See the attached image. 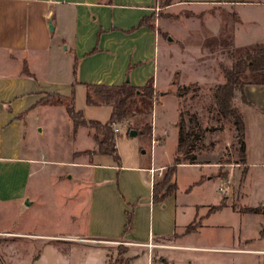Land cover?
Listing matches in <instances>:
<instances>
[{
  "label": "rangeland",
  "instance_id": "rangeland-1",
  "mask_svg": "<svg viewBox=\"0 0 264 264\" xmlns=\"http://www.w3.org/2000/svg\"><path fill=\"white\" fill-rule=\"evenodd\" d=\"M162 2L160 0L157 7L159 13L160 8L164 7ZM258 13L261 10L257 7L242 8L245 16L239 23L242 32L238 39L235 38V20L226 22L227 27L231 23L234 37L219 38L223 43L222 47L213 45L210 39L203 37L190 38L192 45L189 49L185 45V49L192 53L186 54L191 73L221 76V66H230L233 62L230 52L235 49L234 42H251L264 38V23L259 21L254 24L250 21V16ZM160 16L168 17V14L161 12ZM228 19L231 21L233 18ZM252 28L258 29L257 32H250ZM51 35L52 46L47 56L44 59L37 57L29 64L40 78L24 77V80H16L15 83L1 81L0 96L6 99L5 105L9 104L7 101L11 96L19 92L45 90L69 93L76 55L60 45L55 30L51 31ZM157 45L160 59L163 41H159ZM123 47L126 48L125 43ZM216 85L194 82L182 87L179 89V92H183L179 103L174 95L167 94L160 101L154 100L152 103L147 99L144 103L133 105L129 120L114 125L118 128L115 142L121 158V170L107 168L114 165L110 155L98 154L93 158L92 151L96 153L97 146L95 147L90 129L80 126L74 132L73 123L63 106L42 105L29 110L26 116V133L18 152L23 158L32 159L28 166L33 173L26 186L27 194L32 196L34 203L23 191V183L20 182L22 170H17L16 181L4 182V192L0 193V264H101L104 254L108 258L107 263L109 260L114 263L118 259H126L130 254L134 256L136 252L129 253L130 245L124 241L99 240L70 244L57 236L89 233L90 228L102 225L100 214H108L113 210L116 215L120 202H117L112 193L116 195L118 191L128 200L138 197L143 210L141 217L146 224L143 226L145 230L148 218L152 219L155 229L169 222L174 210L173 199L165 202V208L156 205L153 212H148L146 202L149 198V177L145 170L138 167H149L155 160L157 164H161L153 170V182L162 179L176 154L180 111L186 119L190 113L196 112L201 124L209 129L204 142H212L213 148L200 154V160L209 163L214 169L213 173L216 172L221 178L224 173L233 174L230 179L227 177V184L215 177L197 185L194 181L205 169L178 165L174 172L178 203L177 231L166 237L168 239H153L147 253L146 250L140 251L128 264H150L149 256L152 257V264H163L159 257L164 244L173 246L179 242L197 248L174 247L167 250L166 256L170 260L168 264H264V254L252 251L259 246L258 242L260 248H264V239L259 240L264 237V226L260 227L264 218L240 213L246 209L245 204L254 205L259 197L264 196V174L251 172L247 181L245 166L238 151L236 131L212 109V89ZM170 90L176 93L177 86ZM239 92L236 90L234 93ZM32 97L38 99L37 94H32ZM36 99H33L34 102ZM235 99L238 100L236 97ZM75 108L82 110L86 118L101 122L107 121L110 114L109 106H90L86 103V90L82 85L75 87ZM146 124H151L155 131L152 129L151 136L142 131ZM128 127L135 130L136 135H130ZM251 136L250 133V139ZM91 159L93 164L72 163L75 160L87 162ZM90 171L105 178L113 176L117 179L114 190L111 187L98 190L92 188ZM69 175L72 177L69 178ZM245 185L246 195L241 198ZM220 186L223 187L221 191ZM226 195L232 198L229 205L235 212L210 214L203 218L204 225L200 226L202 218L199 217L207 209L201 208L193 220L195 204H216L219 197ZM93 198L98 208V223L89 214ZM25 199L31 203L26 205ZM224 199L227 201V197ZM127 207L133 210L132 205Z\"/></svg>",
  "mask_w": 264,
  "mask_h": 264
},
{
  "label": "crops",
  "instance_id": "crops-1",
  "mask_svg": "<svg viewBox=\"0 0 264 264\" xmlns=\"http://www.w3.org/2000/svg\"><path fill=\"white\" fill-rule=\"evenodd\" d=\"M159 1L0 0V83L1 81L15 83L16 80H24V77L40 78L29 64L37 57L44 59L47 56V52L52 46V30L56 31L60 45H63L64 49H70L76 55L69 93L45 90L19 92L11 96L7 105L4 104L6 99L0 96V193L4 192V182H15L17 170H22L20 182L23 183V191L32 204L34 203L32 196L27 194L26 186L33 173L28 166L32 159H28V162L26 158L20 156L18 150L26 133L28 111L42 105H60L49 103L48 95L57 93L67 96L72 90L75 95V87L78 85L84 86L85 90H87V85H121L125 82L134 86H142L147 80L152 79L155 92L161 93L157 101L167 94H172L179 103L182 96L179 89L182 87H187L194 82L200 84L223 82L222 75L217 77L201 72L191 73L189 59L186 57L187 53L192 54L188 50L192 45L190 38L203 37L210 39L213 45L222 47L223 43L219 38L234 37L231 23L227 27L225 26L226 22L235 20V38L242 32L239 23L245 16L242 14V8L245 6L259 8L262 14L250 16V21L254 24L259 21L264 23V0H171L160 8V13H167L168 17H161L157 12ZM228 17L233 19L229 21ZM49 23H51L52 29H50ZM257 30L252 28L250 32L256 33ZM159 41H163L164 47L160 59L158 58L159 47L157 45ZM124 43L126 48L123 47ZM255 43L264 44V38L251 40V42L236 41L233 44L235 47H240ZM185 45L188 46L187 50ZM75 62L76 73H74ZM173 86H177L176 93L170 90ZM32 94H37L38 99H36L37 97L33 98ZM234 94L238 100L241 99L240 92ZM243 95L245 101L241 102V107L244 122L245 158L242 164L245 166L248 181L252 175L251 172L256 171L260 175L264 174V84L246 85ZM33 99H36V102ZM154 132L153 134H155ZM250 133L252 134L251 139ZM98 154L93 151V158ZM72 163L93 164L92 159L87 162L75 160ZM160 164L154 160V163L149 167H138V169L145 170L149 177V198L146 202L148 212H153L156 205L165 208V202H169L171 198L174 201L173 213L169 222L164 226L155 229L152 219L148 218L145 230L143 226L146 224L141 217L143 210L141 203H138V197L128 200L118 191L116 195L112 193L117 202H120L116 215L113 210L108 214H100L102 225L90 228L89 233H71L57 237L70 244L99 240L124 241L130 245L129 253L136 252L134 256L133 254L129 255V263L140 251L146 250L147 253V248L153 239H168L166 237L177 231L178 203L176 191L162 202H153L152 200L153 170ZM179 165L205 169L204 173L194 181V184L197 185H202L205 181L215 177L227 184L229 182L227 177L230 179L233 174L230 172L227 177L221 178L216 172L213 173L214 169L209 163L203 162L199 157L197 163ZM96 166L95 164L94 167ZM107 168L121 170L122 164L118 166L114 162V165H109ZM94 173V171L93 173L90 171L91 175L89 176L93 178V180L91 179L92 188L98 190V188L111 187V190H114L117 179L113 176L105 178ZM245 191L246 185L242 188L241 198L246 195ZM226 197L225 206L209 211L210 207L218 205ZM226 197H219L216 204H195L196 212L193 220L196 219L201 208L207 209L199 217L202 218L200 226L204 225L203 218L210 214L224 211L235 212L229 205L232 198L229 195ZM255 203L254 205L245 204L249 210L240 213L264 218V196L259 197ZM128 205H132V211L127 209ZM127 212L131 214L132 220L126 230ZM89 214L98 223L99 213L94 198ZM260 225L262 228L264 223ZM44 236L48 237L49 235ZM260 239H264V237H260ZM257 244L259 246L252 251L260 254L264 248H260V242ZM174 247L197 248L184 242L173 246L164 244V249L159 257L163 264L170 262L166 251ZM107 259L104 254L101 264H107Z\"/></svg>",
  "mask_w": 264,
  "mask_h": 264
},
{
  "label": "trees",
  "instance_id": "trees-1",
  "mask_svg": "<svg viewBox=\"0 0 264 264\" xmlns=\"http://www.w3.org/2000/svg\"><path fill=\"white\" fill-rule=\"evenodd\" d=\"M171 0H163L162 6ZM233 62L230 66H221L224 82L217 84L212 89V109L218 117L224 118L227 123L236 131L239 143V154L242 162L245 158L244 122L241 102L245 101L243 89L248 84H264V44L255 43L235 47L230 52ZM76 73V62L74 64ZM86 103L88 105H107L110 107L109 118L105 122L86 118L82 110L75 108L74 90L70 95L50 94L48 102L60 104L65 107L67 115L73 123V130L79 126L88 127L97 146L96 152L99 154L110 155L116 165L121 164V158L116 147L114 125L125 123L129 120L132 107L136 104L144 103L145 100L154 102L161 93L155 92L153 80L149 79L142 86H134L128 82L121 85H87ZM241 92V99L236 100L234 92ZM183 94V92H181ZM151 124H146L144 131L151 136ZM131 130V127H128ZM209 129L201 124V119L196 112H192L186 119L179 113L177 123V145L176 154L173 162L168 166L162 179L153 183L152 200L162 202L167 196L174 193L177 185L174 182V172L179 164L197 163L198 156L204 151L211 150L213 143L205 144L204 136ZM93 152V151H92ZM228 173L222 174L223 178ZM173 181V182H172ZM225 206V199L218 205L209 208V211ZM248 208L241 210L247 211ZM126 230L131 224V214L126 213ZM195 230V229H192ZM128 258H121L114 263L110 260L107 264H128Z\"/></svg>",
  "mask_w": 264,
  "mask_h": 264
},
{
  "label": "water",
  "instance_id": "water-1",
  "mask_svg": "<svg viewBox=\"0 0 264 264\" xmlns=\"http://www.w3.org/2000/svg\"><path fill=\"white\" fill-rule=\"evenodd\" d=\"M49 27H50V29H52L51 23H49ZM129 133H130V135H136L137 132L135 130H130ZM24 203L26 205H29L30 204V202L28 200H26Z\"/></svg>",
  "mask_w": 264,
  "mask_h": 264
},
{
  "label": "built area",
  "instance_id": "built-area-1",
  "mask_svg": "<svg viewBox=\"0 0 264 264\" xmlns=\"http://www.w3.org/2000/svg\"><path fill=\"white\" fill-rule=\"evenodd\" d=\"M114 131H118V128L117 127H114ZM154 141H155V139H153V143H154ZM219 190L221 191V190H223V187L222 186H220V188H219ZM261 253H263L264 254V251H262ZM152 257L151 256H149V262H150V264H152Z\"/></svg>",
  "mask_w": 264,
  "mask_h": 264
}]
</instances>
